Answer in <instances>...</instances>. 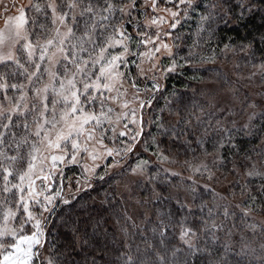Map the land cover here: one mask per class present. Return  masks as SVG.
<instances>
[{
    "label": "snow or ice",
    "instance_id": "snow-or-ice-1",
    "mask_svg": "<svg viewBox=\"0 0 264 264\" xmlns=\"http://www.w3.org/2000/svg\"><path fill=\"white\" fill-rule=\"evenodd\" d=\"M201 4L204 10L196 39L185 55H178L170 41L180 37L171 30ZM11 7H17L16 0ZM0 8L5 16L0 27V264H37L46 244L49 255L40 264H81L72 259V252L89 245V225L93 233L102 229L105 238L111 237L117 245L115 259L105 264H245V257L264 264V221L257 222L252 215L264 213V135L259 151L253 149L256 159L233 143L234 133L243 130L251 135L255 111L240 128L235 121L227 126L228 120L216 117L218 112L231 114V110L218 107L214 89L194 88L192 97L172 90L168 93L171 101L164 97L163 106L153 103L158 95L163 96L162 80L172 73L188 68L197 71V65L215 61L216 52L205 55L201 40L205 32L209 39L214 35L211 25L217 19L237 10V19L254 10L264 13V0H239L235 5L231 0H29L15 15H9V6L0 0ZM237 47L252 54L251 43L225 44L221 54L227 57ZM253 67L264 77V60ZM216 77L225 78L220 72ZM189 79L203 81L195 75ZM197 95L204 97L205 103L195 99ZM146 109L150 113L147 118ZM146 124L154 126L157 133L146 134ZM158 136L170 142L167 149ZM176 142L185 155L189 151L198 155L178 159L180 149L171 147ZM150 148H154L155 161L140 158L128 171L119 168L130 153H147ZM226 148L234 157L231 171L239 179L229 183L239 186V200L235 190L230 192L233 199L228 200L213 186L220 182L213 169L223 167ZM163 164L190 170L184 177L180 171L163 168L171 177H180L172 187L184 186L185 199L179 193L165 198L178 207H158L154 221L145 213L138 224L128 207L121 206L124 194L109 184L113 191L106 192L101 201L109 207L100 220L87 215L81 229L79 218L72 223L61 216L59 223L69 225L71 238L64 242L63 250L48 241L44 213L54 215L57 203L70 207L71 201L65 197H75L94 181L108 183L119 176L129 193L151 184V197L135 203L142 206L150 199L160 201L155 182ZM69 165L81 169L75 192L71 178L65 192L62 166ZM153 167L157 171L153 172ZM117 168L110 174V169ZM197 176L205 181L202 188ZM250 177L260 179L257 187L251 186ZM209 193L211 199H204ZM132 199L129 195L128 200ZM197 199L200 203L194 204ZM109 220H114L111 233L102 227ZM257 228L261 237L258 249L243 231L255 236ZM234 229H241L239 251L231 243ZM101 251L109 254L106 247ZM83 264H89L88 254ZM90 264H97L94 253Z\"/></svg>",
    "mask_w": 264,
    "mask_h": 264
},
{
    "label": "trees",
    "instance_id": "trees-1",
    "mask_svg": "<svg viewBox=\"0 0 264 264\" xmlns=\"http://www.w3.org/2000/svg\"><path fill=\"white\" fill-rule=\"evenodd\" d=\"M199 2V0H198ZM232 4L235 5L239 2V0H231ZM204 5L201 4L200 8H197L195 11H191V18L192 20L189 24H186L184 21L180 24L178 29L174 32V35H178L180 38L175 40V49L178 55H185L188 51V45L191 44L192 40L196 39L195 32L197 29V24L199 22V17L203 13ZM240 15L239 10L235 12V14H230L228 17H224L223 19H217L211 27L214 29V35L209 39L207 33L203 34V40H201V47L205 55H212L213 50L216 52V59L215 61H208L202 67L197 65L198 70L193 71L191 68L187 70H178L177 72L172 73L166 79L165 86L161 90L163 92V96L157 97L156 106L160 107L165 104L164 97H167L168 100H172L173 98L168 95L169 92L172 90H176L177 93H186L189 97H192V89H200L202 84L208 80H215L216 72H220L225 78L218 79V81H226L227 83L231 80H234V84L232 86L233 90L237 92L239 95L237 104L243 108L241 113L235 117L233 114H227L224 112L223 115H220L219 112L217 114V119L221 120H228L227 126H231V121L236 122V127L240 128L242 124L249 123L248 116L258 107V105L254 104L256 107L250 108L249 105L252 102V97L250 95V91L252 89L249 87L250 83L253 80L257 79V76L252 75V73H257L260 75L257 68L253 67V65H259L262 60H264V41L261 40V34L264 33V13H261L259 10H254L250 13H245L244 16L240 19L237 17ZM204 40H208V43H204ZM251 43L252 45V54L248 55L247 52H241L240 49L237 47L235 52H229L227 57L221 54V51L224 49L225 44H232V45H248ZM181 63H183L181 61ZM182 73V74H181ZM235 74V75H234ZM256 74V75H257ZM197 76L203 77V81H193L190 80V76ZM187 85L188 87L185 88L184 86ZM252 85V84H251ZM205 88V87H204ZM242 96L244 98H249L250 102L247 103V99L245 103L242 100ZM195 99L199 100L200 103H205V98L197 95ZM248 99V100H249ZM242 101V103H241ZM260 103V101H259ZM220 107V106H219ZM264 112L262 107H258L255 111L256 115L252 118L250 122V129L251 135H245L244 131H240L238 133H234V144L240 145L242 149L248 151L249 154L253 155V159H256L253 149L255 151H259L260 145V137L264 135V115L261 113ZM249 113V114H248ZM154 130V132H153ZM149 133H157V129L153 127ZM158 139H163V147L167 149L169 147L170 142L167 138H162L158 136ZM171 147L173 151L176 149H180V154L178 159H192L193 155H198V153H193L189 151L187 155L183 150V146L179 144V142L172 143ZM195 148V144L192 145ZM236 149H233L235 152ZM223 155L226 157L225 163L223 167L219 169H213L216 172V175L219 177V183L216 185H220L222 190L216 189L218 192H221L224 196L227 197L228 200H232V196L230 192L235 190L237 193L236 200H239V186L235 183L230 184L229 181H234V179H239L234 172L231 171L232 168V161L234 159L233 155L225 149ZM237 162H239L238 158ZM209 163L211 160L209 158ZM190 171V170H189ZM189 171H184L185 173H190ZM69 175V171L66 169V177ZM199 179L198 176L195 177ZM120 179L119 176H114L113 181H109L108 183H104L101 181H94L92 187L86 189L84 191L79 192L70 199L71 206H67L64 204H57L55 207V214L51 215V220H48L46 227H48L49 233L48 241L57 245V247L63 250V244L66 240L71 238V231L69 230V225H61L59 223V218L61 216L65 217L72 223L77 221L79 218L78 227L83 229V223L86 219L87 215H90L94 220H100L101 216L104 214V210L109 207L108 204H101V201L105 199L106 192L111 193L113 189L109 188V184L114 185L115 191L118 192L117 185L114 184V181ZM177 178L173 180L176 181ZM251 181V186L253 188L257 187L261 182L259 178L250 177L248 178ZM174 181V182H175ZM156 192L161 195V200H149L147 204H144L147 208L148 216L153 221L155 220V210L158 207L162 206H171L173 208L178 207L175 205V201H168L165 199L171 193V188L168 186L169 184H161L156 183ZM202 188V187H201ZM151 190L152 185L148 184L146 188H143L141 193L138 191L135 194L139 198H150L151 197ZM255 195V192L253 193ZM111 196H109V200H111ZM117 200L120 199L119 196L116 197ZM204 199L210 200L211 195L206 194ZM114 202V201H113ZM259 198L257 203H259ZM128 203V199L124 196V201L122 202V207H126ZM200 200L197 199L194 204H199ZM193 211L199 215V209L193 208ZM206 213V210H205ZM263 215L264 213H256V215ZM257 220V219H256ZM141 222V221H140ZM139 222V223H140ZM257 222H259L257 220ZM138 223V224H139ZM114 220H109L108 224H104L102 227L106 228L109 233H111L114 228ZM145 228L150 227V225H145ZM242 229V226H241ZM241 229H234L236 235L232 238L231 243L233 244L236 251H239L240 247V230ZM89 233V245L78 247L76 251L72 252V259L81 261L83 264V257L85 254L89 255V264L91 262V254H95L97 264H105V261H110L115 259V249L117 245L111 242V237L105 238L103 234V230L93 233L91 225H89L87 229ZM245 235L248 240L252 241L251 246L255 248H259V244L261 243V237L259 235L260 229L257 228L256 235L253 236L252 232L243 229ZM149 237H151V233H148ZM221 238L223 239V233H219ZM174 243H178V241H173ZM247 242V241H245ZM47 245V244H46ZM108 251V255H104L101 251V248H105ZM143 247V245H142ZM221 253L223 252L222 246H220ZM245 264H248V261H252V264H259L258 260H254L252 257H245Z\"/></svg>",
    "mask_w": 264,
    "mask_h": 264
},
{
    "label": "rangeland",
    "instance_id": "rangeland-1",
    "mask_svg": "<svg viewBox=\"0 0 264 264\" xmlns=\"http://www.w3.org/2000/svg\"><path fill=\"white\" fill-rule=\"evenodd\" d=\"M4 3H5V5L9 6V13L8 14L9 15H15V14H17V8L20 5H27L29 3V0H16L17 7H11L12 0H4ZM168 6H171V5H168ZM192 12L189 11V14L187 16H183V18L181 19L180 24L183 23L184 20H185L184 22L186 24H189V22L192 20V18H191V15L193 14ZM31 14L32 13L29 12V15H31ZM133 15L135 16L136 13H133ZM4 23H5V16H4V13H3V9L0 8V27H3ZM180 24L177 26L176 29H172L171 31L174 33L178 29ZM129 30L131 31V29H129ZM170 42L175 45V40L174 41H170ZM174 51H176L175 47H174ZM164 62H166V61L162 60V63H164ZM256 76H257V79L253 80L252 83H250V85H249V87L252 89V92L250 91V95L252 97L251 104H256V105H258V107H262V109H264V77H262L261 75H258V74L255 75V77ZM234 77L236 78V76H234ZM235 78L233 80L229 81L228 83L226 81H218V79H215L214 81L211 79V80L205 81V83L202 84L200 89H214L216 92L219 91L220 95H222L223 97L226 98L227 105H225V103H223V102H220L218 107L220 106V108H229L231 110V114L235 115V117H236V116H238L241 113L243 108L236 103L237 100H238L239 95L237 94L236 90L234 91L233 88H232ZM165 82H166V79L162 80L163 87L165 86ZM217 82H219V84L221 85L222 91L220 89H217V88L213 87V85H215ZM149 88H151L150 84H149ZM234 93H235V95H234ZM241 98H242L244 103H245L246 99H247V103L250 102L249 98L245 99L244 96H242ZM217 99L219 100V97H217ZM259 101H260V103H259ZM153 103L155 105L157 104L156 101H154ZM256 109L254 111H256ZM226 112H227V114H230L228 111H226ZM148 115H150V113L146 109V118L148 117ZM153 127L154 126H152V125L146 124L145 127H144V132L146 134H149V131ZM153 132H154V130H153ZM151 134H153V133H151ZM144 138H147V136L144 137ZM123 139H126V138H122V140ZM153 152H154V148H150L147 153H144L143 151H139V154H138L137 151H134V152L130 153L128 155V157H126L125 159L121 160L119 168H123L125 171H128V166L134 165L136 163L137 159H140V158H144V159H149L150 158L151 160L155 161V156L153 155ZM107 163L110 164L111 161L109 160V161H107ZM62 167H63V175H64L65 192L68 191V187L67 186L69 184V178H71L72 191L75 192V188L77 187L76 180L80 178V173H81V169H80L79 165H69V166H66V167H64V166H62ZM165 167L171 168L174 171H180L181 175L184 176V177H187L190 173H185L184 174V171H186V169H183L179 164H177V165L163 164V165L160 166V169H159L160 170V175H159L157 181L155 182V183H161V184H165V183L169 184L168 186L171 188L170 190H171L172 194L179 193L180 198L182 200L185 199L187 194L184 191V186H180L178 188L177 187H172L173 184L179 183L180 177H176L177 178L176 181L173 180L174 178L171 177L170 174H166V173L163 172V168H165ZM119 168L110 169V174L113 171H118ZM66 169L69 171V175H67V177H66ZM152 171L153 172L157 171V168L153 167ZM187 171H189V170H187ZM99 172L100 173L103 172V168L102 167L99 170ZM198 178L201 180L200 186L202 187V185H203V183L205 181L202 180L199 176H198ZM118 180L121 181L120 184L117 185L118 192L123 193L124 196L127 197V199H128L129 195L133 196V199L131 201L128 200V203H127L126 207H128L129 213L134 216V219L136 220V222L139 223L143 219V215L145 213H147L148 210H147V208L145 207L144 204L142 206L141 205H137L135 203V200L139 199V197L135 194L136 192H134V191L132 193L127 192L124 189V183L125 182L123 180H121V178L118 179ZM213 186L216 189L222 190V188H220V185H216V183H213ZM130 187H132V186L130 185ZM86 189H89V188H82L81 191H84ZM141 191H142V189H140L138 191V193H141ZM65 198L70 200L72 198V196H66ZM189 202L192 203L190 200H189ZM57 204H59V203H57ZM57 204L54 206V208L57 206ZM37 211H38V209H37ZM44 215L47 217V220H51V217H52L51 215H49L48 213H44ZM252 215L255 216L258 221H264V214L263 215L262 214L261 215H256V213H253ZM69 230H70V228H69ZM45 231H46V233H47V231L49 232L48 227H46V225H45ZM47 239H48V237H47ZM47 255H49V252L47 251V245H45V250H44L43 254L41 255V257L37 260V264H40V260H43L44 257L47 256Z\"/></svg>",
    "mask_w": 264,
    "mask_h": 264
},
{
    "label": "clouds",
    "instance_id": "clouds-1",
    "mask_svg": "<svg viewBox=\"0 0 264 264\" xmlns=\"http://www.w3.org/2000/svg\"><path fill=\"white\" fill-rule=\"evenodd\" d=\"M213 87L217 88V89H220L222 91V87L221 85L219 84V82H217L215 85H213ZM218 97H219V100L220 102H223L225 103V105H227V100L225 97H223L222 95H220V92L218 91Z\"/></svg>",
    "mask_w": 264,
    "mask_h": 264
}]
</instances>
